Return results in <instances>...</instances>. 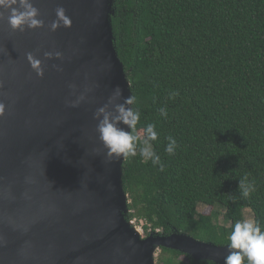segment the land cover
<instances>
[{
  "label": "water",
  "instance_id": "1",
  "mask_svg": "<svg viewBox=\"0 0 264 264\" xmlns=\"http://www.w3.org/2000/svg\"><path fill=\"white\" fill-rule=\"evenodd\" d=\"M33 3L45 27L13 32L0 21V264H156L162 248L224 264L228 246L179 233L143 238L129 219L126 159H108L94 119L116 87L133 95L114 44V0ZM58 7L72 26L52 32ZM57 51L62 59H45ZM28 53L43 61V78Z\"/></svg>",
  "mask_w": 264,
  "mask_h": 264
},
{
  "label": "trees",
  "instance_id": "2",
  "mask_svg": "<svg viewBox=\"0 0 264 264\" xmlns=\"http://www.w3.org/2000/svg\"><path fill=\"white\" fill-rule=\"evenodd\" d=\"M114 10L137 130L156 125L153 150L164 166L140 156L141 132L137 155L124 164L129 219L145 221L148 236L187 234L220 247L246 210L264 230V0H114ZM169 135L178 144L171 156ZM245 176L247 198L239 190ZM201 205L212 212L201 214ZM158 261L215 264L166 248Z\"/></svg>",
  "mask_w": 264,
  "mask_h": 264
},
{
  "label": "clouds",
  "instance_id": "3",
  "mask_svg": "<svg viewBox=\"0 0 264 264\" xmlns=\"http://www.w3.org/2000/svg\"><path fill=\"white\" fill-rule=\"evenodd\" d=\"M7 13V17H6ZM56 19L53 20L48 28L56 32L61 27L70 28L72 26L71 18L66 14L63 7L56 9ZM40 10L35 6L33 0H0V21L7 18V23L13 32H24L26 30H36L45 27L44 20L40 18ZM46 60L62 59V53L57 51L45 52ZM27 60L31 69L41 78L44 76V63L32 53L27 54ZM57 71H62L58 65H53ZM4 87L0 82V89ZM75 94V85H69ZM178 91L170 93V97L178 96ZM122 98L123 102H120ZM85 96L81 94L75 101H70V107H77ZM136 104V97L129 95L123 96V90L116 87L108 97V102L102 107L97 108L94 113V119L98 121L97 129L99 140L106 149V155L109 160L136 156L137 145L141 140L140 133H144L142 145L139 147V154L144 160H150L153 165H159L163 171V163L159 155L153 150V141L158 140L156 125L149 123L137 130V124L140 121L141 113L138 108L133 107ZM6 113V105L0 102V118ZM159 113L167 118V111L161 108ZM123 125V127L121 126ZM130 129V131L126 130ZM165 151L168 155H174L178 147L176 139L169 135ZM51 184V183H50ZM239 190L241 195L247 198L253 187L248 183L245 176L239 180ZM229 251L224 258V264H264V230L261 225L252 219L237 221L229 235Z\"/></svg>",
  "mask_w": 264,
  "mask_h": 264
},
{
  "label": "rangeland",
  "instance_id": "4",
  "mask_svg": "<svg viewBox=\"0 0 264 264\" xmlns=\"http://www.w3.org/2000/svg\"><path fill=\"white\" fill-rule=\"evenodd\" d=\"M198 211L201 214H207L208 215V214H210L212 212V208H210L208 206H205V205H201L199 207ZM220 211H221V216L219 217V223L222 225V224H224V214H225V212L223 210H220ZM245 219L255 220L254 214L252 213L251 210H246L245 211ZM135 223H136V221H135ZM136 227H137L138 231L141 232L143 238H147L148 237V235L145 232V228L142 225V222H140L139 225H137V223H136ZM156 232H159L160 234H162L159 230L156 231ZM160 254H161V250H158L156 252V254H155V262H156V264H159L158 260H159ZM181 259H182V261L187 262V260L185 258H181Z\"/></svg>",
  "mask_w": 264,
  "mask_h": 264
},
{
  "label": "built area",
  "instance_id": "5",
  "mask_svg": "<svg viewBox=\"0 0 264 264\" xmlns=\"http://www.w3.org/2000/svg\"><path fill=\"white\" fill-rule=\"evenodd\" d=\"M142 222V225L144 226V228H145V226L147 225V223L145 222V221H141Z\"/></svg>",
  "mask_w": 264,
  "mask_h": 264
}]
</instances>
